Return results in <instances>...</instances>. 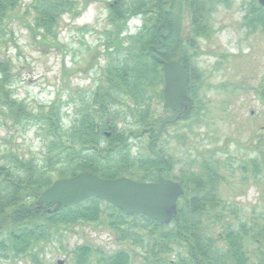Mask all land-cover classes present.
I'll list each match as a JSON object with an SVG mask.
<instances>
[{"label": "rangeland", "instance_id": "1", "mask_svg": "<svg viewBox=\"0 0 264 264\" xmlns=\"http://www.w3.org/2000/svg\"><path fill=\"white\" fill-rule=\"evenodd\" d=\"M35 1L18 0L10 16L0 22V62L9 69L5 87L13 100L33 115L46 114L53 103L57 104L61 126L66 132H74L72 127L81 123L82 113L94 115L99 110L92 96L100 86H107L103 69L109 59L113 58L110 65H116L125 58V51L108 48L117 36L116 27H120V22L115 25L110 21L111 11L126 5L130 9L135 0H70L71 11L53 22L52 34L36 26L31 9ZM163 3V11L174 15L181 26L178 35L184 42L180 55L189 66V74L195 77L189 80L188 88L193 86L197 95L191 96V116L171 123L167 133L156 139L153 150L171 162L167 172L170 179H179L185 172L186 176L199 173L203 168L217 173L221 178L218 193L227 204L230 222L263 224L264 23L253 21L259 6L253 0ZM194 14L201 15L202 20L195 23ZM142 21V16L129 20L125 34L136 35ZM163 88L164 84L148 82L140 95L127 98L123 105H110L99 120L103 123V118L110 116L112 129L107 127L106 131L131 136L130 157L146 160L151 153L152 138L147 134L134 137L138 130L143 131L137 123L143 106H151V114L162 119L174 120L179 114L164 108ZM38 120L15 124L0 114V164H11V153L44 162L48 150L46 130ZM101 141L107 143L106 135ZM50 174L54 181L58 179L54 171ZM46 229L51 232L49 237L31 245L24 254L6 253V257H0V264H74V250L85 244L95 248L89 264H103L97 253L119 250L130 251V264H138L137 255L145 253L147 243L145 236H123L122 232H142L129 224L123 231L102 221ZM257 256L253 257L256 264Z\"/></svg>", "mask_w": 264, "mask_h": 264}, {"label": "trees", "instance_id": "2", "mask_svg": "<svg viewBox=\"0 0 264 264\" xmlns=\"http://www.w3.org/2000/svg\"><path fill=\"white\" fill-rule=\"evenodd\" d=\"M165 1L168 0H163ZM199 1L201 0H191V5ZM253 2L258 4L260 10L253 21L264 23V7L257 0ZM17 4L18 0H0L1 23L5 22ZM126 6H117L111 11L110 21L115 25L120 22V27H116L114 31L117 34L116 41L113 40V44L108 45L109 49L113 48L115 51L121 49L120 53L125 51V58L122 59L124 63L121 61L120 64L112 65L113 58L109 59L103 69V72L106 71L103 80L107 86H100L92 96V102L96 103L99 110L94 115L82 113L79 119L81 123L72 127L74 132H66L61 126V117L56 112L57 104L53 103L46 114L33 115L22 103L18 104L13 100L5 87V76L9 74V69L4 62H0V73L3 75L0 77V114L9 117L15 124L39 119L38 123L46 130L44 135L48 147L43 163L11 153V164H0V257H6L9 252L15 256L24 254L31 245L51 235L46 227L55 226L58 229L63 225H76L80 221H102L118 231H123L128 224L142 231H136L135 234L122 232L125 237L147 238L146 245H143L145 253L137 255L138 264H256L253 257L258 255L260 259L264 252V222L255 225L230 222L227 217V204L218 193L221 178L208 168L188 176L185 172L179 178L181 181L175 179L182 184L184 194L178 202V215L168 225L145 215L127 213L97 197L57 212L49 211V206L38 208L36 199L54 181L50 174L52 171L57 178L71 177L80 172H91L104 178L126 176L142 182H156L163 177L168 178L171 162L154 151L152 144L151 153L146 160H142L141 157H130L128 140L131 136L127 133L107 132L110 133L109 137L106 136L107 143L103 144L101 141L106 135L105 129L112 126L110 116L103 118V123L99 121L110 105H123L127 98L133 99L140 95L142 87L148 82L159 85L165 83L163 60L176 59L189 68L180 55L179 48L184 42L182 36L178 35L181 33V26L174 15H170L165 9L166 24L160 28L158 34V28L163 21L159 0H135L130 9ZM31 9L36 15V26L49 32L53 22L62 14L70 12L72 5L70 0H36L32 2ZM136 16H142L143 20L138 33L125 34L129 20ZM192 17L195 23L202 20V16L198 14ZM49 33L52 34L51 31ZM122 33L126 37L123 38ZM161 42L163 47L155 49L154 46ZM126 43L129 46L125 47ZM125 63L128 64L125 66ZM194 79V74L190 73V81ZM189 93L193 97L197 95L193 86ZM161 94L163 98V93ZM143 107L137 120L143 131L138 130L134 137L147 134L153 138L155 145L154 138L158 135L162 137L164 130L172 124L166 123L170 119L159 118L154 113L152 115L151 106ZM163 124L164 130L161 131ZM68 133L74 134L71 136ZM119 156L122 157L121 160ZM135 163L141 164L136 167ZM94 252L95 248L90 245L78 246L73 252L74 264H89V258ZM97 255L103 264H130L132 259V253L126 250L112 254L100 252Z\"/></svg>", "mask_w": 264, "mask_h": 264}, {"label": "water", "instance_id": "3", "mask_svg": "<svg viewBox=\"0 0 264 264\" xmlns=\"http://www.w3.org/2000/svg\"><path fill=\"white\" fill-rule=\"evenodd\" d=\"M162 1L159 0L163 21L158 29L165 26ZM264 7V0H258ZM163 47V43L155 49ZM165 85L163 89L164 108L183 110L173 122L187 119L193 108L189 95V73L179 60H163ZM184 194L183 186L171 179L161 178L157 182H142L129 177L104 178L91 172H80L71 177L59 178L42 192L37 200L38 207L53 205V211H60L87 199L97 197L131 214H141L170 224L178 215V202ZM58 264H63L58 261ZM257 264H264V253Z\"/></svg>", "mask_w": 264, "mask_h": 264}, {"label": "flooded vegetation", "instance_id": "4", "mask_svg": "<svg viewBox=\"0 0 264 264\" xmlns=\"http://www.w3.org/2000/svg\"><path fill=\"white\" fill-rule=\"evenodd\" d=\"M179 112H181V111H179ZM179 112L177 111L176 114H178ZM168 122H169V121H168ZM170 122H171V121H170ZM108 129L111 130V129H112V126H108ZM161 129H162V131H163V130H164V127H162ZM104 132H106V136H107V135H108V137L110 136V133H109V134L107 133L108 131H104ZM164 132H167V130H164ZM156 137H157V138H154V140H155V139H158L159 135L156 136ZM151 142H152V145H153V142H154V141H153V138L151 139ZM150 146H151V143H150ZM155 156H158V157H159V155H158L157 153H155ZM168 170H169V167H168ZM159 171L161 172V170H159ZM44 208H46V207H44Z\"/></svg>", "mask_w": 264, "mask_h": 264}]
</instances>
